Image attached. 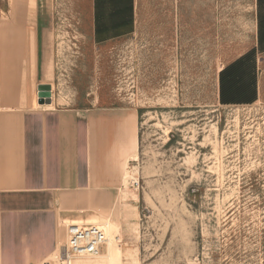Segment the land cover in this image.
Segmentation results:
<instances>
[{
  "label": "rangeland",
  "instance_id": "obj_1",
  "mask_svg": "<svg viewBox=\"0 0 264 264\" xmlns=\"http://www.w3.org/2000/svg\"><path fill=\"white\" fill-rule=\"evenodd\" d=\"M257 5L0 0V90L19 85V98L31 105L33 94L37 111L54 99L55 109L132 113L139 138L137 153L123 163L121 202L79 205L81 213L56 223L54 254L30 264H53L66 242L62 225L91 219L114 224L107 235L118 254L108 260L104 243L98 257H72L71 264H264ZM28 21L49 33L38 46V63L46 65L50 103L39 102L43 79L35 78L32 59L28 68L30 51L25 60L22 41L12 52L11 39H1ZM13 53L24 76L3 67ZM221 83L230 101L221 99Z\"/></svg>",
  "mask_w": 264,
  "mask_h": 264
},
{
  "label": "crops",
  "instance_id": "obj_2",
  "mask_svg": "<svg viewBox=\"0 0 264 264\" xmlns=\"http://www.w3.org/2000/svg\"><path fill=\"white\" fill-rule=\"evenodd\" d=\"M258 1L255 25L260 31L263 62L264 0ZM44 27L28 21L5 31L7 35L1 39H11L12 52L20 50L22 41L25 60L27 52H31L28 68L32 59L35 78L40 76L41 83H49L46 65L41 68L38 63V46L43 35L47 38L49 34ZM254 43L256 46L257 33ZM3 67L10 70L11 76L15 74L12 71L24 76L27 70H20L19 57L14 53ZM263 79L262 71L257 79V98ZM20 88L17 85L0 90V108L8 109L0 111L2 264L44 263L56 251V223L75 217L71 211L81 213L82 204L120 203L123 163L132 160L139 148L132 113L119 109L90 113L83 108L55 109L54 99L52 107L37 111L41 107L33 106L37 102L35 96L32 94L28 105L24 95L23 100L19 98ZM54 200L58 204L55 209ZM104 220L107 219L103 223ZM62 226L66 238V227Z\"/></svg>",
  "mask_w": 264,
  "mask_h": 264
},
{
  "label": "built area",
  "instance_id": "obj_3",
  "mask_svg": "<svg viewBox=\"0 0 264 264\" xmlns=\"http://www.w3.org/2000/svg\"><path fill=\"white\" fill-rule=\"evenodd\" d=\"M106 235L102 226L94 223H69L66 225V242L59 250L53 264H68L72 257L94 256L100 253Z\"/></svg>",
  "mask_w": 264,
  "mask_h": 264
},
{
  "label": "bare ground",
  "instance_id": "obj_4",
  "mask_svg": "<svg viewBox=\"0 0 264 264\" xmlns=\"http://www.w3.org/2000/svg\"><path fill=\"white\" fill-rule=\"evenodd\" d=\"M95 224H98V225L103 227V225L100 223H95ZM104 224H105V227H103V229L105 228L104 229V232L106 235L105 244H106V249H107V252L104 255L107 257L108 260H111L117 256L118 251H119V248L113 243V241L110 239V237H108L109 232H112V228H115V226L113 223H111L108 220H104ZM99 255H100V253H98L97 255H94V256L98 257ZM94 256H92V257H94ZM78 257H88V256H78ZM68 262H69L68 264H71L72 259H70Z\"/></svg>",
  "mask_w": 264,
  "mask_h": 264
},
{
  "label": "water",
  "instance_id": "obj_5",
  "mask_svg": "<svg viewBox=\"0 0 264 264\" xmlns=\"http://www.w3.org/2000/svg\"><path fill=\"white\" fill-rule=\"evenodd\" d=\"M38 97L40 103H50L51 101V91L49 83L38 84Z\"/></svg>",
  "mask_w": 264,
  "mask_h": 264
},
{
  "label": "trees",
  "instance_id": "obj_6",
  "mask_svg": "<svg viewBox=\"0 0 264 264\" xmlns=\"http://www.w3.org/2000/svg\"><path fill=\"white\" fill-rule=\"evenodd\" d=\"M222 72H223V71H222ZM222 72H221V73H222ZM225 91H226L225 86L223 85V83H221V93H220V95H221V99H222L223 101H230V100L227 99V95H225Z\"/></svg>",
  "mask_w": 264,
  "mask_h": 264
}]
</instances>
